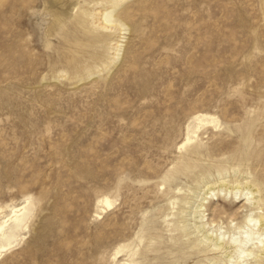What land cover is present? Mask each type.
<instances>
[{
  "label": "rangeland",
  "instance_id": "rangeland-1",
  "mask_svg": "<svg viewBox=\"0 0 264 264\" xmlns=\"http://www.w3.org/2000/svg\"><path fill=\"white\" fill-rule=\"evenodd\" d=\"M117 1L0 0V264H238L203 239L264 215V0Z\"/></svg>",
  "mask_w": 264,
  "mask_h": 264
},
{
  "label": "bare ground",
  "instance_id": "bare-ground-1",
  "mask_svg": "<svg viewBox=\"0 0 264 264\" xmlns=\"http://www.w3.org/2000/svg\"><path fill=\"white\" fill-rule=\"evenodd\" d=\"M122 1L124 0H118L114 4V6L120 4ZM102 15H103L102 20L104 21L105 24L108 25V23H111V16L106 15V12H104ZM197 121L199 122L198 129H201L203 124L215 123L214 119L207 118L205 116H198ZM192 141L193 139L190 136H188L187 144L191 143ZM262 190H263L262 188L259 189L256 188V190L253 193L247 194L244 200H246L248 203H252L253 201L256 202V204L261 209L262 207L260 206V204L264 203L263 202L264 197L261 195ZM257 194H260V196L258 197ZM100 203L103 204L106 208H110L113 205V202L108 198L103 199L102 201H100ZM9 208H10L9 210H11V213L10 215H6L5 214L6 211L0 207V257L7 249L11 248L17 242L18 237H21L20 235L27 228L28 220L30 218L29 209L27 206L24 207L10 206ZM102 210L104 211L105 209ZM202 220H204V218ZM206 226L207 225L203 222L201 225V229H205ZM219 231L222 230L220 229ZM236 231L238 232L237 233L234 232L233 236H230L228 240L226 238L227 237L226 233L216 235L215 233H212L210 231L211 233H207L205 235L206 238L203 237L204 238L203 240H206L207 242L209 240L212 241L214 250L225 249L227 252L231 250V254L229 253L228 256L231 258V261L234 258H237L240 261L238 264L260 263V261L264 259V215H262L261 213L256 214L252 210L251 214L247 215L244 223L241 226H239ZM145 237L142 238L141 236V238L138 239V242H136L138 248L143 243V239ZM128 248H130V251L132 253L131 258H133V260L130 261V264H139L140 262L135 260L134 257L139 255V253L141 254V252L138 253L137 251L131 249L130 246L120 247L118 252L115 254V257L119 256V254H121ZM141 250L142 249H140V251ZM152 251H154V249Z\"/></svg>",
  "mask_w": 264,
  "mask_h": 264
}]
</instances>
